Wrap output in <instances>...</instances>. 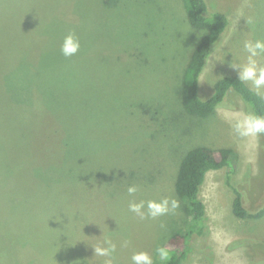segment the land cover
<instances>
[{
  "label": "rangeland",
  "instance_id": "1",
  "mask_svg": "<svg viewBox=\"0 0 264 264\" xmlns=\"http://www.w3.org/2000/svg\"><path fill=\"white\" fill-rule=\"evenodd\" d=\"M206 2L229 22L199 75L202 99L238 75L231 65L246 63V40L264 39V0ZM69 32L81 47L66 58ZM204 33L183 0H0V264H104L92 245L109 239L112 264L134 252L166 259L183 245L171 239L187 224L175 179L196 145L236 149L231 184L249 210L264 203V135L234 127L252 112L242 96L230 89L208 117L183 109L182 74ZM234 196L226 168L207 173L209 233L193 235L184 264H264V218H238ZM164 199L179 207L143 219L129 210Z\"/></svg>",
  "mask_w": 264,
  "mask_h": 264
},
{
  "label": "trees",
  "instance_id": "2",
  "mask_svg": "<svg viewBox=\"0 0 264 264\" xmlns=\"http://www.w3.org/2000/svg\"><path fill=\"white\" fill-rule=\"evenodd\" d=\"M189 22L205 33L197 40L188 63L182 74V98L184 111L200 117H208L216 111L227 92L234 89L250 106L256 115L264 116V97L256 92L247 82L238 79V75L228 74L219 78L214 84L213 93L206 99L199 95V75L203 71L213 44L228 25V17L222 11L209 12L206 0H183ZM239 154L231 146L214 148L208 145H196L189 148L180 161L175 179V191L180 207L184 212L185 228H178L172 233V240L182 243L181 249H172L162 259L156 255L152 264H184L188 254L193 250L191 240L194 234L205 239L207 209L200 197L201 186L210 170L227 169V184L234 191L232 210L234 215L242 219L259 221L264 218V203L254 211L244 205L243 194L239 188L231 184V174L236 168ZM254 240V238H251ZM251 240V241H252ZM240 239L231 242L230 247H238ZM206 247V246H205ZM203 247V249H205ZM263 254H259L261 258ZM251 264L249 259L247 264Z\"/></svg>",
  "mask_w": 264,
  "mask_h": 264
},
{
  "label": "clouds",
  "instance_id": "3",
  "mask_svg": "<svg viewBox=\"0 0 264 264\" xmlns=\"http://www.w3.org/2000/svg\"><path fill=\"white\" fill-rule=\"evenodd\" d=\"M80 47L81 44L78 36L75 32H69L63 38L60 52L66 58L72 57L79 52ZM243 48L247 54L246 63H232L231 66L237 70L240 81L251 82L257 92H259L261 89H264V66L261 65L259 59L261 56H264V39L246 40ZM233 54L235 58V53ZM201 82H203L202 79ZM234 127L241 137H259L260 135H264V116L248 112L236 119ZM138 190V186L135 184L130 185L127 189L129 195H134ZM145 207L147 208V213L144 211ZM178 207L179 202L175 199L171 201L168 199L161 201L149 200L146 205L144 201H140L139 203L131 202L129 204V210L142 219L145 217V214L155 218L166 215L169 212H174ZM78 242L70 245L75 246ZM128 244L129 242L125 240L120 244V247H127ZM92 246L95 250L94 256L107 258L104 264H112L114 254L117 252L116 243L109 239ZM130 264H152V258L148 253L134 252L130 257Z\"/></svg>",
  "mask_w": 264,
  "mask_h": 264
}]
</instances>
